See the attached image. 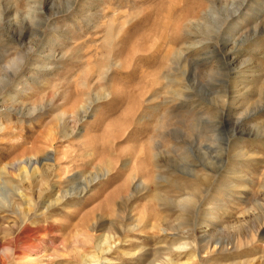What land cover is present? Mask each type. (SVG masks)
<instances>
[{"label": "rangeland", "instance_id": "1", "mask_svg": "<svg viewBox=\"0 0 264 264\" xmlns=\"http://www.w3.org/2000/svg\"><path fill=\"white\" fill-rule=\"evenodd\" d=\"M100 258L264 264V0H0V264Z\"/></svg>", "mask_w": 264, "mask_h": 264}, {"label": "bare ground", "instance_id": "2", "mask_svg": "<svg viewBox=\"0 0 264 264\" xmlns=\"http://www.w3.org/2000/svg\"><path fill=\"white\" fill-rule=\"evenodd\" d=\"M53 162V161H52ZM3 190V189H2ZM183 245V244H182ZM182 248H185V246L184 247H182ZM104 249V248H103ZM107 249V253H109V252H111L112 251V247H111V245H109V247L108 248H106ZM186 249V248H185ZM18 254V253H17ZM104 254V253H103ZM102 258V257H101ZM100 258V260H98V259H96V260H94V262H91V263H89V264H101L102 263V261L104 260H102ZM105 262V261H104ZM30 263H32L31 261H27V262H25V264H30Z\"/></svg>", "mask_w": 264, "mask_h": 264}]
</instances>
